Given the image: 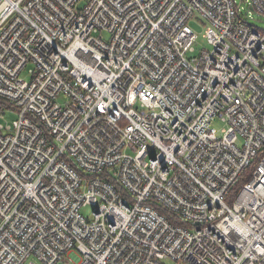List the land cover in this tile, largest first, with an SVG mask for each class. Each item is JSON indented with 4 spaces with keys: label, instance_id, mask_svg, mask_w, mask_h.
Instances as JSON below:
<instances>
[{
    "label": "built area",
    "instance_id": "obj_1",
    "mask_svg": "<svg viewBox=\"0 0 264 264\" xmlns=\"http://www.w3.org/2000/svg\"><path fill=\"white\" fill-rule=\"evenodd\" d=\"M239 5L0 0V264H264V29Z\"/></svg>",
    "mask_w": 264,
    "mask_h": 264
},
{
    "label": "rangeland",
    "instance_id": "obj_2",
    "mask_svg": "<svg viewBox=\"0 0 264 264\" xmlns=\"http://www.w3.org/2000/svg\"><path fill=\"white\" fill-rule=\"evenodd\" d=\"M234 1H235L236 5H239V3H240L239 7L241 8L242 13L245 15V19L251 25H254L260 29H264V17L258 16V14H256L254 11L249 9L247 7V5H248L247 0H234ZM81 6H82V3L79 5V7H81ZM190 27L197 34V40H196V43L194 45L196 53H198V51L203 49V48L208 49L209 45H208L206 38H205V27L206 26L199 25L197 23V21L191 20L190 21ZM102 37L104 39H107L108 38L107 33H103ZM65 100H66V98L63 95H60L59 97H57V102H59L60 104H63L65 102ZM5 117L8 120H11L12 118H14V114L10 111H6ZM0 123H4V121L0 120ZM211 126L217 131L218 135L220 136L221 131L224 128V124L221 123L219 120H215L212 122ZM80 213L86 218L91 217V210L89 207H82L80 209ZM32 261H34L35 264H41L40 262H37L35 259H32ZM59 264H75V262L70 261L67 257H65L63 262L59 263ZM165 264H176V263H173L172 261L168 260V261H165Z\"/></svg>",
    "mask_w": 264,
    "mask_h": 264
},
{
    "label": "trees",
    "instance_id": "obj_3",
    "mask_svg": "<svg viewBox=\"0 0 264 264\" xmlns=\"http://www.w3.org/2000/svg\"><path fill=\"white\" fill-rule=\"evenodd\" d=\"M256 161L252 163L250 168L243 174V176L240 178L239 182L236 184V186L231 190L227 197V203L231 204L234 199L237 197L239 192L241 191L242 187L250 180L252 170L256 166Z\"/></svg>",
    "mask_w": 264,
    "mask_h": 264
}]
</instances>
